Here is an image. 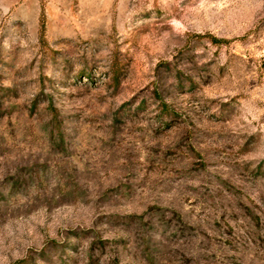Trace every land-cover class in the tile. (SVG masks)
<instances>
[{"label": "rangeland", "instance_id": "1", "mask_svg": "<svg viewBox=\"0 0 264 264\" xmlns=\"http://www.w3.org/2000/svg\"><path fill=\"white\" fill-rule=\"evenodd\" d=\"M0 264H264V0H0Z\"/></svg>", "mask_w": 264, "mask_h": 264}]
</instances>
